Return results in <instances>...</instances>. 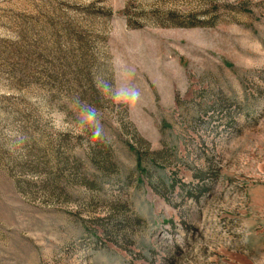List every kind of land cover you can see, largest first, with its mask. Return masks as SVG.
<instances>
[{"label": "rangeland", "instance_id": "rangeland-1", "mask_svg": "<svg viewBox=\"0 0 264 264\" xmlns=\"http://www.w3.org/2000/svg\"><path fill=\"white\" fill-rule=\"evenodd\" d=\"M0 264H264V0H0Z\"/></svg>", "mask_w": 264, "mask_h": 264}, {"label": "clouds", "instance_id": "clouds-1", "mask_svg": "<svg viewBox=\"0 0 264 264\" xmlns=\"http://www.w3.org/2000/svg\"><path fill=\"white\" fill-rule=\"evenodd\" d=\"M141 93L140 90L132 85H122L113 92L111 98L114 102L118 104H127L133 105L136 104L140 99ZM85 118L87 122L93 124V132L92 136L95 139H101L103 137V129L98 125L96 118V110L94 108H90L86 114Z\"/></svg>", "mask_w": 264, "mask_h": 264}, {"label": "trees", "instance_id": "trees-1", "mask_svg": "<svg viewBox=\"0 0 264 264\" xmlns=\"http://www.w3.org/2000/svg\"><path fill=\"white\" fill-rule=\"evenodd\" d=\"M176 25H185V23H181V22H179V23H176ZM186 25H189V24L186 23ZM137 140H138V142H139V141H142V139H141L140 137H139ZM148 155H149L150 157H154V156H156V155H159V151H158V150L148 151ZM141 161H142L141 156H140V155H137V162H138V164H140ZM44 184H46V183H44ZM44 184H43V185H44ZM141 220H142L141 217H139V216H137V215H134V216H132V217H127V218L125 219V222H126V224L128 223V224H130V225H136V224H138L139 221H141ZM119 230H120V227H117V224H116V223H113L112 226H111V229H108V231L111 232V233H119V232H118Z\"/></svg>", "mask_w": 264, "mask_h": 264}]
</instances>
